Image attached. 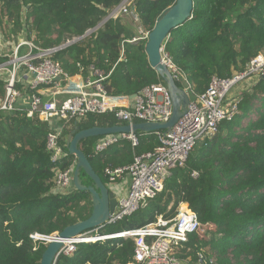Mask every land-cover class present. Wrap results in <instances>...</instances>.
<instances>
[{
	"label": "trees",
	"instance_id": "1",
	"mask_svg": "<svg viewBox=\"0 0 264 264\" xmlns=\"http://www.w3.org/2000/svg\"><path fill=\"white\" fill-rule=\"evenodd\" d=\"M123 1L0 0V35L4 41H13L23 33L25 40L41 49L80 39L56 52L53 60L69 77L84 81L91 74H101L108 96L133 97L144 87L163 84L147 62L146 39L133 41L142 36L121 17L106 20L82 38ZM192 2L191 17L173 29L163 45L172 64L186 76L191 101L205 92L213 77L230 79L243 73L253 58L264 53V0ZM174 3L133 0L131 9L138 27L148 34ZM176 85L183 86L181 82ZM116 125L121 123L113 113L72 121L60 135L65 155L54 164L45 150L48 123L36 114L28 118L23 111L0 113V264H39L46 239L89 218V193L74 188L65 195L53 193L52 180L57 171L74 168L76 160L66 148L74 129ZM136 136L135 148L122 140L95 154L93 147L101 137L83 140L78 148L107 186L106 167L127 166L135 155L158 145L155 133L137 132ZM193 172L196 178L191 177ZM79 180L85 187L92 185L82 171ZM179 204L195 213L203 230L181 245L180 260L195 264L197 253H202L212 264H264L263 80L242 94L235 117L222 122L210 141L194 149L184 168L172 171L146 208L102 232L140 229L158 216H173ZM132 255L131 240L107 241L79 245L71 257L60 255L55 264H129Z\"/></svg>",
	"mask_w": 264,
	"mask_h": 264
},
{
	"label": "built area",
	"instance_id": "2",
	"mask_svg": "<svg viewBox=\"0 0 264 264\" xmlns=\"http://www.w3.org/2000/svg\"><path fill=\"white\" fill-rule=\"evenodd\" d=\"M133 0H124L107 16L115 19L129 16L136 24L138 34L144 40L147 34L138 27V19L131 9ZM78 41L75 39L73 41ZM61 47L41 49L32 41L17 40L6 53L0 55V81L3 96L0 98V113L25 112L30 118L36 114L50 126L45 139V150L51 163H56L65 154L60 145L61 131L72 121H82L87 115L113 113L122 126L136 123H165L171 116V100L163 84L144 87L133 97L108 96L101 85L105 79L98 73L95 79L78 81L69 77L53 60ZM162 63L176 82L182 83V90L189 98L185 113L168 131L156 132L158 145L151 151L135 155L131 164L119 167H106L103 176L107 188L117 202L108 218V226L115 225L137 211L147 207L162 190L165 180L175 169L185 167L190 153L210 141L222 122L231 121L238 112L240 98L230 97L232 88L244 79H254V85L264 81V55L253 58L243 73L234 74L230 79L213 77L208 88L201 95L190 100V85L186 76L171 62L164 50ZM21 103L22 105H19ZM26 105V107H22ZM127 140L133 148L138 146L136 133L114 134L101 137L93 147L99 154L108 147ZM75 166V165H74ZM73 167L57 171L52 180L53 193L65 195L72 188ZM192 178L197 174L193 172ZM172 204L168 207L171 209ZM195 213L185 204H179L173 216L156 217L152 223L140 229L104 234L102 229L85 232L65 243L59 256L71 257L77 246L82 244L104 243L107 241L131 240L133 255L129 264H189L177 256L188 236L202 232ZM33 238H38L37 235ZM50 239V238H49ZM49 239H46V243ZM195 264H212L202 253H197Z\"/></svg>",
	"mask_w": 264,
	"mask_h": 264
},
{
	"label": "water",
	"instance_id": "3",
	"mask_svg": "<svg viewBox=\"0 0 264 264\" xmlns=\"http://www.w3.org/2000/svg\"><path fill=\"white\" fill-rule=\"evenodd\" d=\"M192 9V0H175L174 5L168 8L158 18L146 38L145 55L149 67L162 80L170 96L172 110L169 120L165 123H136L126 126L116 125L108 128L93 127L86 130H80L78 127L67 137V152L76 160L72 175L73 188L79 192L89 193L92 210L88 219L64 228L60 233L47 241V246L41 255L39 264H55L66 242L81 236L85 232L107 227L109 215L113 213L117 205L114 195L109 192L100 177L93 171L89 161L78 148V143L86 139L114 134H130L137 132L150 134L168 131L185 113L189 98L185 92L176 85L170 72L162 63L161 51L170 32L173 29L181 27L191 17ZM106 20L107 19L102 21L94 30L86 32L82 38L97 30ZM68 45L69 44H67V46ZM80 171L92 182L91 186L85 187L81 185L79 180Z\"/></svg>",
	"mask_w": 264,
	"mask_h": 264
},
{
	"label": "rangeland",
	"instance_id": "4",
	"mask_svg": "<svg viewBox=\"0 0 264 264\" xmlns=\"http://www.w3.org/2000/svg\"><path fill=\"white\" fill-rule=\"evenodd\" d=\"M121 18L123 19V21H125L126 23H130L131 25L134 26V31L136 33H139L137 28H136V24L135 22L129 17V16H121ZM16 39L14 38L13 41H4V38L2 35H0V55H4L6 53L5 49H8L11 47L12 44L16 43L17 40H23L24 39V34L20 33L17 36H15ZM264 55V53H263ZM254 84V79H244L241 83L236 84L232 90L230 91V94H232L233 97L235 98H240L242 96V94H244L245 92H248L252 87L251 85ZM256 107L259 106V104H255ZM197 147H200V144H198Z\"/></svg>",
	"mask_w": 264,
	"mask_h": 264
},
{
	"label": "crops",
	"instance_id": "5",
	"mask_svg": "<svg viewBox=\"0 0 264 264\" xmlns=\"http://www.w3.org/2000/svg\"><path fill=\"white\" fill-rule=\"evenodd\" d=\"M125 22V21H124ZM98 77V73H94V74H91L90 75V77L89 78H87V79H95V78H97ZM78 79V81H82V79L80 78V77H77ZM254 85V84H253ZM253 85H251V87L253 86ZM246 93V92H245ZM230 97H232V94H230ZM19 105H22L21 103H19Z\"/></svg>",
	"mask_w": 264,
	"mask_h": 264
}]
</instances>
